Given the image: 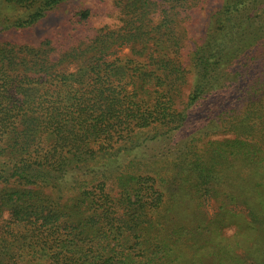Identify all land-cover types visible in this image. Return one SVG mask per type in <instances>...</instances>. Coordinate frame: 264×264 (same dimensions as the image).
I'll list each match as a JSON object with an SVG mask.
<instances>
[{"label":"trees","instance_id":"1","mask_svg":"<svg viewBox=\"0 0 264 264\" xmlns=\"http://www.w3.org/2000/svg\"><path fill=\"white\" fill-rule=\"evenodd\" d=\"M222 1L185 52L200 0H113L117 27L66 46L0 40V264H264V0ZM67 2L0 0V36Z\"/></svg>","mask_w":264,"mask_h":264},{"label":"rangeland","instance_id":"2","mask_svg":"<svg viewBox=\"0 0 264 264\" xmlns=\"http://www.w3.org/2000/svg\"><path fill=\"white\" fill-rule=\"evenodd\" d=\"M222 0H200L199 7L189 11L187 17H184L182 21V26L180 30L184 34L183 42L185 45L184 52L187 51L188 45L195 43L198 37L202 34L206 25V10L209 8H215L221 4ZM81 11H89L88 23L82 25V23L77 22V18L73 16L72 21L66 22L69 16L79 14ZM118 10L113 6V0H68V2L62 7L61 12L53 14L52 16L45 19L41 24L37 26L32 32H24L22 34L11 33L9 35L0 36V40H7L16 43H26L30 45H37L44 37L50 36L53 32H65L67 38L65 42H61L60 38H55V45H67L73 41L74 37L81 35H88L92 29H100L104 26L110 28L117 27L118 23L116 21ZM159 18L157 14L154 16V22L157 23ZM64 43V44H63ZM118 55L128 54L127 48L116 49ZM77 64L70 63L65 64L61 67L64 71H74ZM188 68V66H187ZM187 82L181 87L180 97L175 99V108L181 109L183 103L187 101V98L192 89L191 74L186 78ZM211 101V99H210ZM209 101L201 100V107L199 108L196 116L200 121V124L204 125L207 123L206 120H202L204 117H208L209 112ZM211 111V110H210ZM230 138V135L219 134L216 136H209V138ZM204 210L208 217L212 216L216 211V204L212 200H208L205 203ZM8 211L4 209L2 211V217L0 219V224L2 221L8 219ZM235 227H225L221 229L218 234L221 237H230L235 233Z\"/></svg>","mask_w":264,"mask_h":264}]
</instances>
